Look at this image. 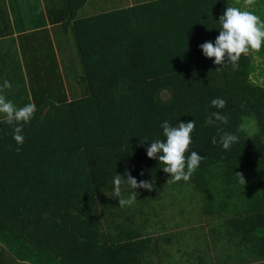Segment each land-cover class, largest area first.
I'll return each mask as SVG.
<instances>
[{"label": "trees", "instance_id": "1", "mask_svg": "<svg viewBox=\"0 0 264 264\" xmlns=\"http://www.w3.org/2000/svg\"><path fill=\"white\" fill-rule=\"evenodd\" d=\"M86 2L64 0L83 65L67 74L70 86L44 19L55 60L27 49L37 63L24 66L38 65L41 79L0 88L37 107L20 151L0 115L2 251L29 264H264V47L242 55L238 69H217L199 47L215 41L227 7L264 19V0H146L82 18ZM48 67L55 74L44 75ZM214 98L227 102L219 128L205 124ZM194 119L190 148L205 158L189 182H173L146 149L164 139L163 121ZM224 132L240 138L229 150ZM126 170L153 189L121 208L110 195ZM172 221L180 229H167Z\"/></svg>", "mask_w": 264, "mask_h": 264}, {"label": "clouds", "instance_id": "2", "mask_svg": "<svg viewBox=\"0 0 264 264\" xmlns=\"http://www.w3.org/2000/svg\"><path fill=\"white\" fill-rule=\"evenodd\" d=\"M218 22L220 25L219 35L215 41H206L199 45L205 58H214L212 62L218 66L217 69L227 64H231L233 69H238L242 55H247L252 50L259 52L264 47V19L254 12L241 10L237 7H227ZM11 87L12 84L8 80H4L0 85V88L3 89ZM226 103L223 98L212 99L211 107L216 108L217 111L212 112L206 118V126L219 128L221 124H228V115L219 111L226 107ZM36 111L37 107L34 103L17 107L12 101L0 95V115L4 117L3 122L13 128L12 138L17 145L16 151H20L24 144V125L32 121ZM160 127L163 129L164 139L151 140L150 146L146 149L147 157L163 164L161 167L163 172L168 174L169 179L173 182H189L205 158L190 148L196 128L195 119L189 122L179 121L176 126L165 120ZM239 139L237 134L224 132L220 135L219 143L222 149L229 150L239 142ZM211 143L217 144V139L213 137ZM125 175L127 179L116 173L112 181L110 195V197L118 199L121 208L132 206L136 202L138 189L148 191L153 189L152 183L147 180L138 181L130 171L126 170ZM240 176L242 182L245 183L243 176ZM122 182H126L131 190L127 197L122 194Z\"/></svg>", "mask_w": 264, "mask_h": 264}, {"label": "crops", "instance_id": "3", "mask_svg": "<svg viewBox=\"0 0 264 264\" xmlns=\"http://www.w3.org/2000/svg\"><path fill=\"white\" fill-rule=\"evenodd\" d=\"M89 1L90 0H88V2ZM88 2H86V4L83 6V8H81L79 12V16L82 18L92 16L99 12L94 10V8L97 6L96 4H94L93 8L87 9L86 12H82ZM57 5L60 6L57 7ZM70 13L71 12L66 11L64 0H62V2L61 0H41V5L37 0H0V41H5V49L7 41L9 39H15L16 46L19 45V49L22 50L24 48L23 42L19 40L22 36H26L28 40H30V42L26 43V49L34 52L33 57H38L40 54L43 55L39 50L42 47L48 49H51V47L44 43V36L46 35V32L43 28L44 26L38 27V24L42 25L44 19H46L47 27L49 28V39H51V41L53 42L58 60L61 63L59 56V53L62 54V51L60 50L61 46L63 48L64 55L66 52L70 51L69 48L71 47L72 43L71 40L66 41L67 37H61L68 33L71 36V31L67 32L64 28L65 20L67 18H70ZM23 26L26 27L25 31L18 30L19 27ZM11 43L12 42H10L9 45H11ZM63 43H65V45L67 44L68 46L61 45ZM31 52L29 53V55L31 54ZM35 53H37V56ZM65 58L66 60L64 61V64L68 68V70H70V68L74 67L76 64L75 59L72 55H69V57ZM179 220H181V223L186 222V220ZM176 223L177 222L172 221L170 225L167 226V229H180L175 227ZM168 231L170 230H165L164 233H168ZM0 264L29 263L17 260L12 253L8 251H2V247H0Z\"/></svg>", "mask_w": 264, "mask_h": 264}, {"label": "rangeland", "instance_id": "4", "mask_svg": "<svg viewBox=\"0 0 264 264\" xmlns=\"http://www.w3.org/2000/svg\"><path fill=\"white\" fill-rule=\"evenodd\" d=\"M37 1L41 5V0H37ZM145 1L146 0H90L88 2V4L86 5L85 9L82 10V12H86L87 9L93 8L94 4L97 5L94 8V10L99 11L97 13H100V12H106L109 10L110 11L118 10V9H121L123 7H126V6H130V5L140 3V2H145ZM61 2H62V0H61ZM58 6H60V5H57V7ZM25 29H26L25 26L18 28V30H21V31H25ZM61 37H67L66 41L67 40H71L72 42L75 41L72 32H71V36L68 33V34H65ZM19 41L23 42V46H24V49L26 51L25 60H20V61H22L23 65L22 64L18 65L17 61L15 60L18 57L20 59H23V50L19 49L20 48L19 45L16 46L15 39H9L6 43L5 49H4L5 41H0V65L5 72V74H3V75H5V77L0 78V85H2L4 80H9L11 83L12 80L20 79L22 86H24V84L27 83L26 86L31 89V83H29V81H31V80L39 81L41 79L40 74H39V68H38V65L31 66L30 64H27V63L24 66L25 61L28 63H31V62L37 63V61L30 59L28 54H27L30 51H28L26 49V43L30 42V40H28V38L26 36H22ZM10 42H12L11 45H9ZM61 45H65V43H63ZM65 46H68V45L66 44ZM69 49H70V51L66 52L64 55H63V51H62V54L59 53L62 65L64 64L63 61L66 60L65 57H69V55H72L74 57L75 63H76L75 66L70 68L69 71H68V69H66V70L64 69V67L66 68L65 64H64V67L62 68L63 76L65 75L67 86H70L69 80L67 78V74H70V73L72 74V72L78 73V72H81L83 69L82 61H81V58H79V52H78V49L75 47V44L73 43ZM39 51L44 55L43 63H45L46 61L50 62L53 60V58L55 60V56H53V58H52L51 51L48 50V48L42 47ZM18 52H19V54H18ZM17 55H18V57H17ZM28 66H30V67H28ZM48 68L43 70L44 75L46 72H51L52 74H55L56 69L55 70L51 69V67H48ZM15 70H17V71H15ZM41 74H43V72ZM6 76L8 78H6ZM14 77H15V79H14ZM74 87H76L78 89V87L76 85ZM13 88H14V86L12 85V87H11L12 92H16ZM68 91H69L68 93H69L70 98L75 96L74 94H72L70 88H68ZM8 92H9V90H8ZM10 92H11V90H10ZM28 96H29V92L25 91L24 98H26ZM5 97H10V95L7 93L5 95ZM8 100H10V99H8ZM17 100L19 101L18 95L10 101H12L17 107H21V105H20L21 102L18 103Z\"/></svg>", "mask_w": 264, "mask_h": 264}]
</instances>
